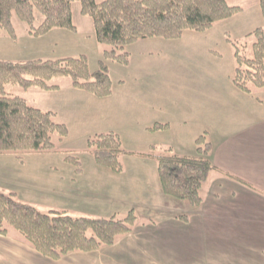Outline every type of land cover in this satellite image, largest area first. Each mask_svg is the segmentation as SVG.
<instances>
[{"label": "crops", "instance_id": "1", "mask_svg": "<svg viewBox=\"0 0 264 264\" xmlns=\"http://www.w3.org/2000/svg\"><path fill=\"white\" fill-rule=\"evenodd\" d=\"M110 65L108 61L109 68ZM112 80L114 90L113 77ZM54 85L58 88L46 90L47 93L58 95L65 84ZM138 88L143 91L133 94L141 95L149 111L142 120L130 123L131 129L142 127L154 134L173 133L190 126L193 116L188 111L179 114L165 100L160 101L159 88L147 84ZM66 89L68 95L53 97L59 106L72 105L73 110L78 108L80 112L85 106L83 101L97 102L98 96L72 84H66ZM113 97L114 91L106 96L108 106L116 103ZM126 98L118 101L126 102ZM189 101L194 103L192 99L176 100V108ZM115 108L118 111L117 106ZM60 122L70 128L68 121ZM212 122V119L202 122L193 136L188 132L182 134L193 137L195 151L196 140L201 135L212 145L210 157L217 169L211 171L201 189L200 207L189 206L164 193L158 162L137 160L123 165L121 172L99 165L95 158H89L86 164L81 161L78 172L74 164L67 161L62 171L59 166L49 165L48 170L31 174L23 181L26 197L13 191L21 201L45 212L65 210L73 216H125L134 209L137 224L131 233L121 236L113 245L90 252L74 251L59 259L43 255L17 230L11 229L7 235L0 234V264H264V112L244 115L237 124L227 116L219 122L220 127L207 136L205 132ZM158 124H166V127L153 129ZM110 131L113 129H95L85 138ZM145 145L148 149L133 151L144 159L156 160L144 154L157 152L158 145L175 150L171 140L149 141ZM182 214H189V219L178 217Z\"/></svg>", "mask_w": 264, "mask_h": 264}, {"label": "trees", "instance_id": "2", "mask_svg": "<svg viewBox=\"0 0 264 264\" xmlns=\"http://www.w3.org/2000/svg\"><path fill=\"white\" fill-rule=\"evenodd\" d=\"M80 1L81 13L90 15L99 42L108 45L99 68L92 71L87 55L66 56L27 61L0 60V153H48L57 150L54 135L60 139L69 134L67 124L55 119L56 112L31 105L21 95L7 90L19 85L28 90L38 87L54 90L53 77L70 76L75 88L98 97L113 92V80L108 61L122 65L130 62L128 47L141 39L161 36L178 38L187 29L205 30L214 23L243 11L229 0H0V36L4 33L16 39L13 22L16 14L28 25L32 36L40 37L57 28L76 31L73 3ZM264 16V0H259ZM35 10L43 15L36 26ZM248 35L255 41L253 56L236 46V85L252 92V85L264 87V25ZM166 127L158 124L153 129ZM196 154L149 152L158 162L159 179L166 195L188 201L192 207L203 202L201 189L211 171L217 169L210 153L212 145L201 135L196 140ZM89 150L96 162L116 172L123 170L121 156L125 153L120 135L101 132L88 138ZM76 171L81 170L78 156L68 155ZM178 217L189 219V214ZM138 221L134 209L125 216H73L65 210L43 212L33 204L21 201L15 192L0 190V234L17 230L43 255L59 259L74 251H95L133 231Z\"/></svg>", "mask_w": 264, "mask_h": 264}, {"label": "rangeland", "instance_id": "3", "mask_svg": "<svg viewBox=\"0 0 264 264\" xmlns=\"http://www.w3.org/2000/svg\"><path fill=\"white\" fill-rule=\"evenodd\" d=\"M229 3L240 5L244 10L205 30L187 29L178 38L156 36L142 39L137 45L128 47L131 56L127 65L110 61L109 70L115 81L113 101L116 102L110 106L109 102H105L109 99L106 97H97L94 104L83 101L85 106L80 112L78 108L73 110L72 105L59 106L53 97L68 95L66 84H72L70 76L51 79V83L65 84L58 95L47 93L48 91L38 87L26 90L19 85H8L9 92L25 97L33 106L45 110L57 109L55 119L68 121L70 131L63 140L54 135L57 150L50 152L51 154L0 153V190L6 193L17 191L24 198L26 193L22 187L27 176L40 174L43 169L48 170L49 165L59 166L62 171L65 162H69L66 158L68 155L78 156L80 161L88 163L89 158L94 159V156L87 150L89 137H85L95 129H113L120 135L125 149L120 159L127 166L137 160L157 162L141 158L140 153L133 152L148 149L145 143L149 141L171 140L175 149L173 152L196 154L193 137H183L182 134L188 132L193 136L201 128L202 122L212 119V125L205 132L208 136L211 130L220 127L219 122L227 116L232 123L237 124L244 115L252 116L260 111L263 113L264 90L252 85V92H247L234 81L236 46L241 50L246 49L249 56H253L252 45L255 38L248 34L255 27L264 25L261 5L259 0H229ZM35 16L37 26L43 20V15L35 10ZM73 21L76 31L57 28L51 33L36 37L29 35L27 23L14 14L17 37L14 39L6 33L0 36V60L27 61L87 55L91 70L96 71L104 50L109 46L97 40L93 19L90 15L81 13L80 1L73 3ZM121 83L125 85L121 87ZM144 84L159 88L162 95L160 101L165 100L177 113L188 111L193 116L190 126L179 128L173 133L154 134L142 127L131 129L129 124L142 120L144 113L149 111L144 105L146 101L141 95H137L143 91L138 87H144ZM122 98H126V102L118 101ZM181 98L192 99L194 103L189 101L187 105L176 108V100ZM180 107L182 108L179 109ZM74 113L76 114L73 115ZM96 125L99 127L93 128ZM155 149H158L157 153L167 151L159 145ZM185 202L191 206L188 201ZM123 215L120 214L119 217Z\"/></svg>", "mask_w": 264, "mask_h": 264}]
</instances>
